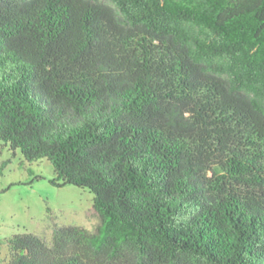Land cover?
Wrapping results in <instances>:
<instances>
[{
  "label": "trees",
  "instance_id": "trees-1",
  "mask_svg": "<svg viewBox=\"0 0 264 264\" xmlns=\"http://www.w3.org/2000/svg\"><path fill=\"white\" fill-rule=\"evenodd\" d=\"M0 141L102 218L8 264H264V0H0Z\"/></svg>",
  "mask_w": 264,
  "mask_h": 264
},
{
  "label": "rangeland",
  "instance_id": "rangeland-1",
  "mask_svg": "<svg viewBox=\"0 0 264 264\" xmlns=\"http://www.w3.org/2000/svg\"><path fill=\"white\" fill-rule=\"evenodd\" d=\"M47 159L27 161L0 141V264H8V239L35 233L52 243L56 227L79 225L97 232L102 223L94 194L83 187L57 186Z\"/></svg>",
  "mask_w": 264,
  "mask_h": 264
}]
</instances>
